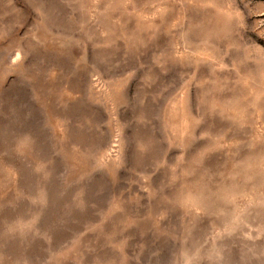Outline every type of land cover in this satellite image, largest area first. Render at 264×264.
Masks as SVG:
<instances>
[{"label": "rangeland", "instance_id": "374dc122", "mask_svg": "<svg viewBox=\"0 0 264 264\" xmlns=\"http://www.w3.org/2000/svg\"><path fill=\"white\" fill-rule=\"evenodd\" d=\"M0 264H264V0H0Z\"/></svg>", "mask_w": 264, "mask_h": 264}]
</instances>
